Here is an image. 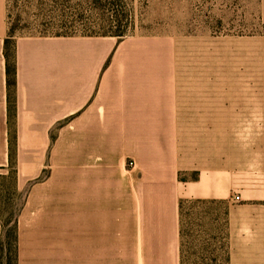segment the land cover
Segmentation results:
<instances>
[{
	"label": "crops",
	"instance_id": "1",
	"mask_svg": "<svg viewBox=\"0 0 264 264\" xmlns=\"http://www.w3.org/2000/svg\"><path fill=\"white\" fill-rule=\"evenodd\" d=\"M7 33L0 0V175L12 158L25 192L18 264H180L192 201L225 204L229 264H264L254 98L182 84L148 41L17 37L11 117Z\"/></svg>",
	"mask_w": 264,
	"mask_h": 264
},
{
	"label": "rangeland",
	"instance_id": "2",
	"mask_svg": "<svg viewBox=\"0 0 264 264\" xmlns=\"http://www.w3.org/2000/svg\"><path fill=\"white\" fill-rule=\"evenodd\" d=\"M6 18L14 38L112 31L118 41H148L182 84L223 92L225 101L254 98L257 145L264 137V0H6ZM24 198L12 169L0 175L1 221L14 219ZM224 212V203L183 205L180 264H229Z\"/></svg>",
	"mask_w": 264,
	"mask_h": 264
},
{
	"label": "trees",
	"instance_id": "3",
	"mask_svg": "<svg viewBox=\"0 0 264 264\" xmlns=\"http://www.w3.org/2000/svg\"><path fill=\"white\" fill-rule=\"evenodd\" d=\"M97 5L105 6L107 1L112 2L113 0H93ZM52 36L67 37L72 36L69 34L56 33ZM82 36H114L120 38L121 32L104 31L100 34L82 35ZM14 41L13 35L10 32L7 33V39L4 44V57L6 62V75H7V91H8V113L9 116L14 114V88H15V56H14ZM11 169L13 170V176L15 179V171L12 165L11 158ZM11 173V170H10ZM22 207V206H21ZM21 207L14 219L10 216L3 222L0 220L1 234H0V264H18L17 257V217L21 210Z\"/></svg>",
	"mask_w": 264,
	"mask_h": 264
},
{
	"label": "built area",
	"instance_id": "4",
	"mask_svg": "<svg viewBox=\"0 0 264 264\" xmlns=\"http://www.w3.org/2000/svg\"><path fill=\"white\" fill-rule=\"evenodd\" d=\"M236 199H238V197H236Z\"/></svg>",
	"mask_w": 264,
	"mask_h": 264
}]
</instances>
